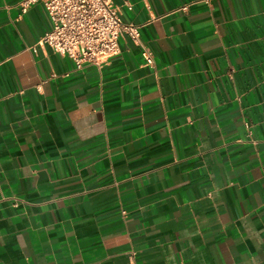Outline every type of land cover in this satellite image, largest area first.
Wrapping results in <instances>:
<instances>
[{"label":"crops","instance_id":"0c3cea01","mask_svg":"<svg viewBox=\"0 0 264 264\" xmlns=\"http://www.w3.org/2000/svg\"><path fill=\"white\" fill-rule=\"evenodd\" d=\"M21 1L0 0V264H264V0H113L154 64L121 38L81 69Z\"/></svg>","mask_w":264,"mask_h":264},{"label":"built area","instance_id":"2783aa9c","mask_svg":"<svg viewBox=\"0 0 264 264\" xmlns=\"http://www.w3.org/2000/svg\"><path fill=\"white\" fill-rule=\"evenodd\" d=\"M36 3L44 6L51 22L37 46L68 56L78 69L87 63L101 67L119 53L121 38L139 45L144 64L153 66L154 53L142 44L140 26L126 22L113 0H22L18 7L25 13Z\"/></svg>","mask_w":264,"mask_h":264}]
</instances>
